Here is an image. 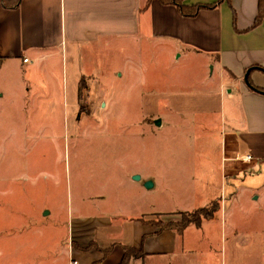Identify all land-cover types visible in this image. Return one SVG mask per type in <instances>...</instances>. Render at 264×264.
Masks as SVG:
<instances>
[{"label":"rangeland","instance_id":"1","mask_svg":"<svg viewBox=\"0 0 264 264\" xmlns=\"http://www.w3.org/2000/svg\"><path fill=\"white\" fill-rule=\"evenodd\" d=\"M108 48L96 61L92 57L90 73H82L79 58L62 66L54 62L47 86L36 73L25 86L17 77L0 75V264H65L63 238L77 221L142 207L202 205L214 186L223 150L221 101L214 92L233 85L218 80L216 71L209 76L212 69L201 59L172 54L165 43L143 40L122 49L110 41ZM172 78L191 83L170 85ZM184 87L203 92L188 94L182 120L169 116L168 101L160 95ZM201 99L218 110L209 116L195 112ZM159 115L161 126L155 123ZM263 166L223 179L224 190H233L228 184L240 191L264 184ZM143 176L156 184L143 190ZM203 181L209 185L199 186ZM151 217L159 224L181 215ZM98 231L95 226L93 232ZM192 240L195 261L203 264L209 257L201 252L209 249L204 240L200 249L198 239Z\"/></svg>","mask_w":264,"mask_h":264},{"label":"crops","instance_id":"2","mask_svg":"<svg viewBox=\"0 0 264 264\" xmlns=\"http://www.w3.org/2000/svg\"><path fill=\"white\" fill-rule=\"evenodd\" d=\"M146 1L20 0L14 8H7L0 0V75L17 77L24 86L33 73L49 85L54 62L62 66L68 58H79L85 74L93 63L92 57L100 58L104 47L106 52L110 51V41L124 49L126 44L140 45L143 40L170 45L172 54L179 52L177 56L199 58L212 69L209 76L216 71L218 80L233 85L231 89L223 87L214 92L221 101L218 113L223 150L217 160V179L207 192L206 201L173 210L151 206L148 211L142 207L135 209V213L112 217L99 214L87 223L81 219L71 225L70 235L63 238L67 242V247L62 242L61 250L65 264L73 259L78 264H197L198 249L193 243L188 244L192 236L198 239L199 249L204 242L205 249H209L201 252L203 258L206 254L209 257L203 264H212L214 258V264H225L227 258V264H264V184L250 185L241 191L232 184H228L232 191L223 187V179L234 180L240 172L264 164V93L245 83L248 70L252 83L264 87V70L258 69L264 68V18L258 26L249 28L258 11L257 0L222 1L213 9L199 10L194 17L182 16L171 4L151 0L146 6ZM213 1L185 0L188 4ZM207 75L206 72V79ZM170 80V85L177 82L186 87L191 83ZM204 89L203 94L210 95ZM201 92L171 89L160 96L168 101L165 111L169 116H181L183 120L190 104L188 94ZM202 99L201 110L195 112L208 115L218 110L209 108V102ZM163 117H157L158 126L164 124ZM236 153L250 154L252 159L242 162L235 158ZM142 178L143 190L156 184L148 176ZM147 181L151 185L145 187ZM243 190L249 192L246 199ZM211 202L218 207L212 216L202 219L200 225L189 224L181 232L160 228L151 217L158 213L172 216ZM38 220L34 224L40 227L43 221ZM95 226L99 228L97 233L93 232ZM128 249L132 250L123 262ZM212 249L216 250V257Z\"/></svg>","mask_w":264,"mask_h":264},{"label":"trees","instance_id":"3","mask_svg":"<svg viewBox=\"0 0 264 264\" xmlns=\"http://www.w3.org/2000/svg\"><path fill=\"white\" fill-rule=\"evenodd\" d=\"M150 1L151 0L146 1V6L150 3ZM159 1L165 5H168V4L173 5L182 16L184 15L188 17H194L198 14L199 10L213 9L214 6H216L218 3H221L222 1H227V0H214L211 3H198V4H188L185 2V0H159ZM19 2L20 0H2V5L7 8H14V6H16ZM257 6H258L257 14L255 15L252 21L253 23L249 26V28L258 26L260 24V20L264 18V0H257ZM258 69L264 70L263 67L258 68ZM247 81L249 83L250 88L260 93L262 92L264 93V87L261 88L255 85L254 83H252L249 77V74L247 75ZM217 208H218L217 204L214 202H211L200 208L194 209L192 211H188V212L181 211L179 212V214L181 215L180 219H175L173 221H166L163 223H159L158 225L160 228H170V229L174 228L177 232H181L185 227H187L191 223L200 225V221L204 218L212 216V214L217 210ZM130 250L132 249H128V251L127 250L125 251L126 253L124 254L123 262L124 260L128 258L127 253Z\"/></svg>","mask_w":264,"mask_h":264},{"label":"built area","instance_id":"4","mask_svg":"<svg viewBox=\"0 0 264 264\" xmlns=\"http://www.w3.org/2000/svg\"><path fill=\"white\" fill-rule=\"evenodd\" d=\"M24 61H27V59H24ZM235 158L237 160H241L242 162H248L252 159V156L250 154H247V155H241L239 153H236L235 154ZM70 264H78V262L76 260H72L70 262Z\"/></svg>","mask_w":264,"mask_h":264},{"label":"water","instance_id":"5","mask_svg":"<svg viewBox=\"0 0 264 264\" xmlns=\"http://www.w3.org/2000/svg\"><path fill=\"white\" fill-rule=\"evenodd\" d=\"M247 74H248V70L246 71V74H245V83L249 84L248 81H247V79H246ZM155 123L156 124H159L160 123V120L159 119H156L155 120ZM134 178H137V176H135ZM149 185H151V182L150 181H147L145 183V186L148 187Z\"/></svg>","mask_w":264,"mask_h":264}]
</instances>
